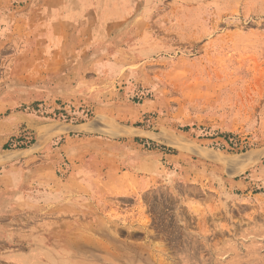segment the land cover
Segmentation results:
<instances>
[{
	"label": "rangeland",
	"instance_id": "rangeland-1",
	"mask_svg": "<svg viewBox=\"0 0 264 264\" xmlns=\"http://www.w3.org/2000/svg\"><path fill=\"white\" fill-rule=\"evenodd\" d=\"M0 191V264H264V0H0Z\"/></svg>",
	"mask_w": 264,
	"mask_h": 264
},
{
	"label": "bare ground",
	"instance_id": "bare-ground-1",
	"mask_svg": "<svg viewBox=\"0 0 264 264\" xmlns=\"http://www.w3.org/2000/svg\"><path fill=\"white\" fill-rule=\"evenodd\" d=\"M89 128H90V127H89ZM93 128H94V127H93ZM102 222H103V221H102ZM87 224H89V223H87ZM89 226H90V225H89ZM89 226L87 225V227H89ZM91 230H92V228H91ZM92 231H93V230H92ZM83 234H84V233H80V231L75 232V233H74V238H75V239H73V240H72V238L70 237L71 235H69V237L71 238L70 240L73 241V242L71 241L70 243H76V244H79V243H80V245L82 244L81 247L84 246V248H86V247H90V248H92V246L95 245V244H93V243H94V242H93L94 239H93V241H92V239H91V238H92V237H91L92 235L89 236V234H88L89 238H88V236H86V237H87V238H86V237L83 236ZM94 237H95V236H94ZM94 237H93V238H94ZM104 237H105V236H104ZM96 238H97V236L95 237V240H96ZM101 238H102V237H101ZM98 239H100V238H98ZM98 239H97V240H98ZM97 240L95 241V243L99 241V240H98V241H97ZM104 242H105V241H104ZM104 242H102V240L100 239V241H99L98 243H96V244L99 245V247H102V248H104L105 250H107V249H108V247H107V243H106V244H103ZM76 244H75V245H76ZM73 245H74V244H73ZM110 245H111V243H110ZM78 246H79V245H78ZM78 246H77V247H78ZM85 246H86V247H85ZM108 246H109V244H108ZM72 247H73V246H72ZM77 247H76V248H77ZM79 247H80V246H79ZM95 247H96V246H95ZM90 248H89V249H90ZM86 249H87V248H86ZM82 251H83V250H82ZM85 251H86V250H85ZM80 252H81V251H80ZM86 252H87V251H86ZM84 253H85V252H84Z\"/></svg>",
	"mask_w": 264,
	"mask_h": 264
},
{
	"label": "crops",
	"instance_id": "crops-1",
	"mask_svg": "<svg viewBox=\"0 0 264 264\" xmlns=\"http://www.w3.org/2000/svg\"><path fill=\"white\" fill-rule=\"evenodd\" d=\"M8 193L12 195V193H10V192H8ZM0 195H1V191H0ZM13 202H17V200L10 199L9 200V203L8 204H5V203H3V200L0 199V208H2V207H11V208L12 207H16L17 204L16 203H13Z\"/></svg>",
	"mask_w": 264,
	"mask_h": 264
}]
</instances>
